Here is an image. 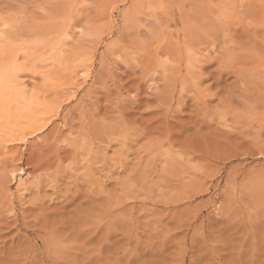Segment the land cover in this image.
<instances>
[{"label": "rangeland", "instance_id": "rangeland-1", "mask_svg": "<svg viewBox=\"0 0 264 264\" xmlns=\"http://www.w3.org/2000/svg\"><path fill=\"white\" fill-rule=\"evenodd\" d=\"M0 67V264H264V0H0Z\"/></svg>", "mask_w": 264, "mask_h": 264}, {"label": "bare ground", "instance_id": "bare-ground-1", "mask_svg": "<svg viewBox=\"0 0 264 264\" xmlns=\"http://www.w3.org/2000/svg\"><path fill=\"white\" fill-rule=\"evenodd\" d=\"M10 70L8 71L9 73H5L7 72L5 70L0 72V146H2L3 150L5 149L4 152L6 155L10 152L12 153L7 156V159L13 160L14 154L7 149V145L25 143L26 136L31 137L38 134L47 123L44 122V119L47 115L51 114L50 109L55 106L51 105L53 103L49 105V103L54 102V100L45 101L46 103H44L42 102L44 99H41L38 94L32 96V98L29 97L26 88L21 81L17 80L16 77L18 76L15 77V75H12L14 72ZM17 71L16 73H18ZM50 106L52 107L50 108ZM53 110L51 111L52 113ZM48 118L49 117H47L46 120H48ZM7 172H9V170ZM23 172L21 168L9 172L13 178L17 179V186H21L22 179H24H21V176L25 174ZM6 174V171L2 174L0 173V184L7 179L8 175L5 178ZM10 174L9 176H11Z\"/></svg>", "mask_w": 264, "mask_h": 264}]
</instances>
